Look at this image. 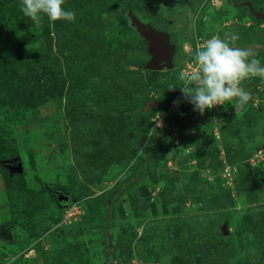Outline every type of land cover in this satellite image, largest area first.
<instances>
[{
    "label": "rangeland",
    "instance_id": "374dc122",
    "mask_svg": "<svg viewBox=\"0 0 264 264\" xmlns=\"http://www.w3.org/2000/svg\"><path fill=\"white\" fill-rule=\"evenodd\" d=\"M245 1L264 13V0H65L74 21L36 26L0 0V264H106L105 243L114 264H264V84L245 79L246 105L197 122L179 80L225 33L264 66ZM131 15L168 35L170 69H145Z\"/></svg>",
    "mask_w": 264,
    "mask_h": 264
},
{
    "label": "clouds",
    "instance_id": "9594fccd",
    "mask_svg": "<svg viewBox=\"0 0 264 264\" xmlns=\"http://www.w3.org/2000/svg\"><path fill=\"white\" fill-rule=\"evenodd\" d=\"M64 2L65 0H20L19 7L23 15L30 18L36 26L40 25L44 16L50 22H72L76 14L65 10ZM239 38L236 33H225L224 39L213 36L196 46L194 65L179 74L183 85L181 92L184 99L193 105L194 111L203 114L206 109H216L225 102L235 101V113L252 98L251 92L241 87L242 81L250 77H260L264 81V66H261L256 54L251 49L233 46ZM174 88L170 86L169 90ZM104 253L111 255L108 243H105Z\"/></svg>",
    "mask_w": 264,
    "mask_h": 264
},
{
    "label": "water",
    "instance_id": "95a60500",
    "mask_svg": "<svg viewBox=\"0 0 264 264\" xmlns=\"http://www.w3.org/2000/svg\"><path fill=\"white\" fill-rule=\"evenodd\" d=\"M244 5L247 4L249 10L254 15V17L262 20L264 23V13H259L251 9V5L248 2H243ZM130 21L136 26L138 34L141 39L145 42V51L149 58L145 61L144 67L147 70H159L162 67L170 69L172 67V53L174 46L169 43L168 35L160 30L154 29L147 23L139 21L133 15L130 16ZM156 101H150L145 106V109H149L151 106H156ZM1 165L6 168L9 174L21 173L22 165L20 159L16 158L12 161H5ZM57 199L65 201L67 195L58 192ZM222 232L227 234L225 227H222Z\"/></svg>",
    "mask_w": 264,
    "mask_h": 264
},
{
    "label": "trees",
    "instance_id": "16d2710c",
    "mask_svg": "<svg viewBox=\"0 0 264 264\" xmlns=\"http://www.w3.org/2000/svg\"><path fill=\"white\" fill-rule=\"evenodd\" d=\"M252 10H254L253 8H252ZM250 11V10H249ZM113 13L115 14V16H116V18H117V20H118V22H119V24H118V30H121V29H123L125 26H127L128 25V22H127V19H126V17L122 14V12H121V9H113ZM252 14V13H251ZM1 24V23H0ZM139 39H140V41L142 42V44L144 45V49H142L143 51H144V53L147 55V53H146V51H145V43H144V41L139 37ZM147 57H148V55H147ZM148 71H150L151 73H152V75L155 73V71L156 70H148ZM255 83H260V84H264V81H262L261 79H259V80H252V82L250 83L251 85H249V86H252L253 84H255ZM248 86V85H247ZM247 91H250V89L248 90V89H246ZM234 102V105H229V104H227L226 102L223 104V105H220L218 108H216V109H208L207 111H205L203 114H200L199 112V115L197 116V118L196 117H193V118H191L190 120H192V121H197V122H200L199 120H201V119H204L205 120V118H204V116L205 117H207L208 119L210 118V117H212V116H214V118H216V119H219L220 121H224V119H227V118H229L230 116L232 117V114H233V110L235 109V101H233ZM191 114H195V113H191ZM195 116V115H194ZM206 118V119H207ZM183 121H182V119H179V117L178 118H176L175 120H172L171 122H169L168 124H169V126H171V127H175V126H177V124L178 125H180L181 123H182ZM145 160V159H144ZM143 159L141 160V165H142V167H144V169L142 168V170H141V174L145 171V166H144V163H145V161H144ZM3 167V166H2ZM6 169V168H5ZM7 170V169H6ZM8 171V170H7ZM134 172H135V170H133V172L131 173V175H133L134 174ZM15 174V173H14ZM105 256L107 257V261H106V264H114V263H112V255H110V254H108V253H105Z\"/></svg>",
    "mask_w": 264,
    "mask_h": 264
},
{
    "label": "flooded vegetation",
    "instance_id": "af4514ba",
    "mask_svg": "<svg viewBox=\"0 0 264 264\" xmlns=\"http://www.w3.org/2000/svg\"><path fill=\"white\" fill-rule=\"evenodd\" d=\"M52 191H53V190H52ZM56 192H57V191L55 190V191H54L55 195H57Z\"/></svg>",
    "mask_w": 264,
    "mask_h": 264
}]
</instances>
